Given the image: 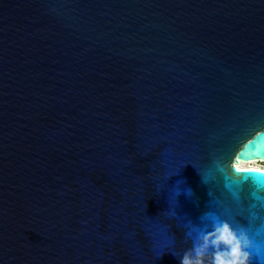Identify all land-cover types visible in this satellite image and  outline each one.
Segmentation results:
<instances>
[{
  "label": "water",
  "instance_id": "obj_1",
  "mask_svg": "<svg viewBox=\"0 0 264 264\" xmlns=\"http://www.w3.org/2000/svg\"><path fill=\"white\" fill-rule=\"evenodd\" d=\"M252 161L264 0H0V264H179L205 213L264 244Z\"/></svg>",
  "mask_w": 264,
  "mask_h": 264
},
{
  "label": "clouds",
  "instance_id": "obj_2",
  "mask_svg": "<svg viewBox=\"0 0 264 264\" xmlns=\"http://www.w3.org/2000/svg\"><path fill=\"white\" fill-rule=\"evenodd\" d=\"M236 170L264 172L262 168H241L239 164ZM202 180L206 184L203 177ZM203 216L204 226L197 231L192 247L179 258V264H252L253 254L257 264L264 260V244L256 242L247 230H236L227 221L207 213Z\"/></svg>",
  "mask_w": 264,
  "mask_h": 264
},
{
  "label": "bare ground",
  "instance_id": "obj_3",
  "mask_svg": "<svg viewBox=\"0 0 264 264\" xmlns=\"http://www.w3.org/2000/svg\"><path fill=\"white\" fill-rule=\"evenodd\" d=\"M241 168H262L264 169V167L262 165H264V161H252V162H239L238 163Z\"/></svg>",
  "mask_w": 264,
  "mask_h": 264
},
{
  "label": "snow or ice",
  "instance_id": "obj_4",
  "mask_svg": "<svg viewBox=\"0 0 264 264\" xmlns=\"http://www.w3.org/2000/svg\"><path fill=\"white\" fill-rule=\"evenodd\" d=\"M243 157H241L242 159ZM237 172H240V171H237ZM252 173H255L257 175H261V174H264V172H254V171H250V170H247L244 172V174H252Z\"/></svg>",
  "mask_w": 264,
  "mask_h": 264
},
{
  "label": "rangeland",
  "instance_id": "obj_5",
  "mask_svg": "<svg viewBox=\"0 0 264 264\" xmlns=\"http://www.w3.org/2000/svg\"><path fill=\"white\" fill-rule=\"evenodd\" d=\"M264 167V165H262Z\"/></svg>",
  "mask_w": 264,
  "mask_h": 264
}]
</instances>
